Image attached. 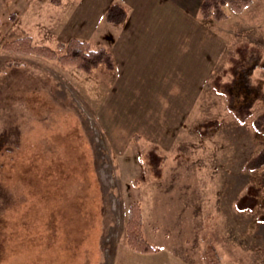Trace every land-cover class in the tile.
I'll list each match as a JSON object with an SVG mask.
<instances>
[{
	"label": "rangeland",
	"instance_id": "1",
	"mask_svg": "<svg viewBox=\"0 0 264 264\" xmlns=\"http://www.w3.org/2000/svg\"><path fill=\"white\" fill-rule=\"evenodd\" d=\"M200 2L0 0V264H264V0Z\"/></svg>",
	"mask_w": 264,
	"mask_h": 264
},
{
	"label": "trees",
	"instance_id": "2",
	"mask_svg": "<svg viewBox=\"0 0 264 264\" xmlns=\"http://www.w3.org/2000/svg\"><path fill=\"white\" fill-rule=\"evenodd\" d=\"M251 0H201L199 4V14L203 18H212L221 20L227 17L226 10L229 8L234 12H240L242 8L246 7ZM126 16V7L115 2L109 5L105 12V19L114 24H120ZM22 49H18L16 44H8L4 46L8 50H19L23 52H33L36 55L44 56L47 58H56L57 54L54 50L47 46H30L23 44ZM58 60L62 64H74L80 68L88 69L89 63H105L110 60L111 55L104 49H93L89 46L88 42L72 38L67 42L66 51L64 54L59 55ZM255 193H252L248 200H253ZM244 197L243 200H247ZM250 198V199H249Z\"/></svg>",
	"mask_w": 264,
	"mask_h": 264
}]
</instances>
